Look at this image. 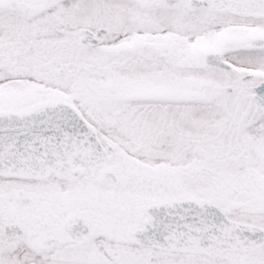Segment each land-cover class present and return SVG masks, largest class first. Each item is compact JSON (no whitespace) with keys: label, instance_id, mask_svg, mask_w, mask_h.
I'll return each instance as SVG.
<instances>
[{"label":"snow or ice","instance_id":"1","mask_svg":"<svg viewBox=\"0 0 264 264\" xmlns=\"http://www.w3.org/2000/svg\"><path fill=\"white\" fill-rule=\"evenodd\" d=\"M0 264H264V0H0Z\"/></svg>","mask_w":264,"mask_h":264}]
</instances>
